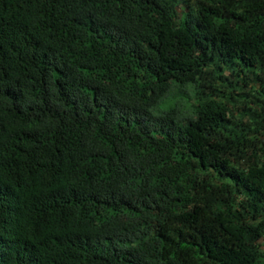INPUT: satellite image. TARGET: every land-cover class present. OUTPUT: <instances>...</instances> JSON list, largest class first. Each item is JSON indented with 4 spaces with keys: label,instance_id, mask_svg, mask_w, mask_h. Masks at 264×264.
I'll use <instances>...</instances> for the list:
<instances>
[{
    "label": "trees",
    "instance_id": "obj_1",
    "mask_svg": "<svg viewBox=\"0 0 264 264\" xmlns=\"http://www.w3.org/2000/svg\"><path fill=\"white\" fill-rule=\"evenodd\" d=\"M0 264H264V0H0Z\"/></svg>",
    "mask_w": 264,
    "mask_h": 264
}]
</instances>
